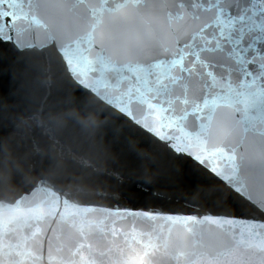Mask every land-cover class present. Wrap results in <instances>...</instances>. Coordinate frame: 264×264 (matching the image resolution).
Segmentation results:
<instances>
[{
	"label": "snow or ice",
	"instance_id": "1",
	"mask_svg": "<svg viewBox=\"0 0 264 264\" xmlns=\"http://www.w3.org/2000/svg\"><path fill=\"white\" fill-rule=\"evenodd\" d=\"M0 48L25 75L46 58L82 128L211 174L196 207H132L100 180L108 150L46 130L25 172L0 142V264H264V0H0Z\"/></svg>",
	"mask_w": 264,
	"mask_h": 264
},
{
	"label": "water",
	"instance_id": "2",
	"mask_svg": "<svg viewBox=\"0 0 264 264\" xmlns=\"http://www.w3.org/2000/svg\"><path fill=\"white\" fill-rule=\"evenodd\" d=\"M16 61L11 48H0V142H6L8 150L21 158L25 172L34 161L48 162L47 157L31 155L34 143L47 147V130L55 132L66 147L82 153L85 159L95 160L105 150L110 151L115 162L101 160L100 180L105 189L119 194L120 203L165 209L197 206L200 190L211 174L200 171L199 166L187 157L180 161L164 158H154V163L138 161L123 136H114L110 128H82L67 115L78 108L65 96L61 82L57 81L51 87L44 83L47 77L42 70L46 67V58L34 57L32 71L26 75L21 73ZM71 95L79 94L73 92ZM56 115L63 116L59 125L50 119ZM32 116L37 119L31 120ZM113 167L123 174L122 177L117 178ZM130 171L134 173L132 180L127 179ZM10 174L14 181L24 179L14 169Z\"/></svg>",
	"mask_w": 264,
	"mask_h": 264
}]
</instances>
